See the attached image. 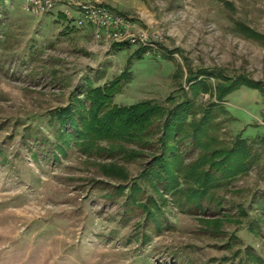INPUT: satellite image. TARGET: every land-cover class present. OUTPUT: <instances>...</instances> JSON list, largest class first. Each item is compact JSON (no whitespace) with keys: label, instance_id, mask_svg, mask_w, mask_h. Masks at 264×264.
I'll list each match as a JSON object with an SVG mask.
<instances>
[{"label":"rangeland","instance_id":"374dc122","mask_svg":"<svg viewBox=\"0 0 264 264\" xmlns=\"http://www.w3.org/2000/svg\"><path fill=\"white\" fill-rule=\"evenodd\" d=\"M25 2L0 0V264H264V90L240 84L218 94L213 147L244 139L251 155L234 176L218 171L199 202L186 200L194 184L183 175L172 190L140 177L159 142L130 162L74 141L61 153L55 118L84 98L88 80L102 86L122 72L119 105L151 99L169 107L168 97L192 98L189 69L212 73L214 88L224 82L220 74L264 84V43L245 27L264 35V0H106L149 37L141 57L140 44L94 40L58 13L63 7L38 16ZM213 93L194 98L198 119L218 102ZM178 145L185 164L200 152L192 138ZM112 163L130 178L105 175ZM134 180L141 198L158 203L156 217L127 207L129 189L109 195Z\"/></svg>","mask_w":264,"mask_h":264},{"label":"trees","instance_id":"16d2710c","mask_svg":"<svg viewBox=\"0 0 264 264\" xmlns=\"http://www.w3.org/2000/svg\"><path fill=\"white\" fill-rule=\"evenodd\" d=\"M245 27L250 37L259 38L264 43V35ZM123 45L126 44L114 43L113 47ZM149 49L150 46L141 45L135 52L136 57L143 56ZM174 52L175 50H170L165 53L168 57H173ZM125 75L126 72H122L102 86H94L93 81L88 80L87 88L81 91L84 98L77 96L74 102L55 111V118L60 124L57 149L61 153L65 152L66 145L74 141L86 152H103L109 157L119 154L126 157L125 161L130 162L140 158L144 150L153 149V144L159 142L160 153L154 152L150 155L140 177L152 179L156 183V190H160L157 184H163L166 189L172 190L179 187L180 177L183 175L189 184H194L185 188L188 193L184 192L185 198L196 202L213 188L218 171L222 177H231L247 168L251 148L246 140L239 139L230 147H213L217 141L215 134L211 133L216 126L213 119L216 118V109L222 103L218 94H225L240 84L264 90V84L243 75L234 78L220 74L224 82L214 88L211 82H208L212 73L203 69L196 72L189 69L186 81L192 98L186 95L182 101L175 103L172 97H168L167 101L173 102L169 107L151 99L119 105L114 102V96L121 91V82ZM213 91L217 93L218 102H212L209 107L203 109L202 116L198 119L194 98L200 92L212 96ZM157 131L161 132L155 141L159 133ZM186 138H192L194 148L200 149L197 158L189 164L184 163L178 145ZM262 141L264 142V137ZM102 168L103 173L109 177L123 181L130 178L126 168L116 163ZM127 189L129 192L126 195V205L129 209L141 208L148 213L149 218L156 217L160 210L158 203L153 198H141L143 188L136 180L130 186L117 187L116 192L109 195L122 196Z\"/></svg>","mask_w":264,"mask_h":264},{"label":"built area","instance_id":"2783aa9c","mask_svg":"<svg viewBox=\"0 0 264 264\" xmlns=\"http://www.w3.org/2000/svg\"><path fill=\"white\" fill-rule=\"evenodd\" d=\"M70 17L76 28H88L93 39L109 44L152 45L143 32L134 30L133 23L114 11L106 0H26L25 8L34 15L43 16L56 11ZM75 12L76 17L72 15Z\"/></svg>","mask_w":264,"mask_h":264},{"label":"crops","instance_id":"0c3cea01","mask_svg":"<svg viewBox=\"0 0 264 264\" xmlns=\"http://www.w3.org/2000/svg\"><path fill=\"white\" fill-rule=\"evenodd\" d=\"M90 30V29H89ZM91 32V31H90Z\"/></svg>","mask_w":264,"mask_h":264}]
</instances>
